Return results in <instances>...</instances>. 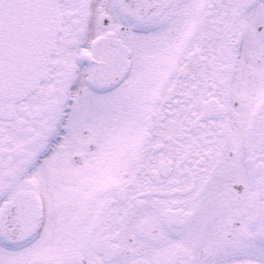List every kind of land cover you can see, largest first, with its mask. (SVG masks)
Returning <instances> with one entry per match:
<instances>
[{"label": "snow or ice", "instance_id": "snow-or-ice-1", "mask_svg": "<svg viewBox=\"0 0 264 264\" xmlns=\"http://www.w3.org/2000/svg\"><path fill=\"white\" fill-rule=\"evenodd\" d=\"M0 264H264V0H0Z\"/></svg>", "mask_w": 264, "mask_h": 264}]
</instances>
